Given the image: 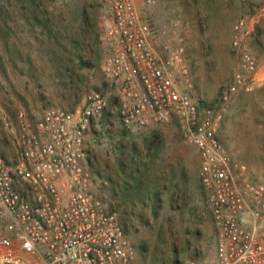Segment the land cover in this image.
I'll use <instances>...</instances> for the list:
<instances>
[{"label": "rangeland", "instance_id": "1", "mask_svg": "<svg viewBox=\"0 0 264 264\" xmlns=\"http://www.w3.org/2000/svg\"><path fill=\"white\" fill-rule=\"evenodd\" d=\"M106 13L102 0H0V151L9 158L22 115L34 120L48 107L73 110L93 91L107 95L111 109L99 27ZM146 13L162 56L183 49L184 87L204 106L218 104L237 70L233 27L248 17L246 44L261 83L233 98L219 138L239 181L264 184V0H157ZM166 129L127 137L115 127L110 141L89 142L88 160L95 176L102 171V196L115 203L134 264H180L216 247L199 153L176 123Z\"/></svg>", "mask_w": 264, "mask_h": 264}, {"label": "built area", "instance_id": "2", "mask_svg": "<svg viewBox=\"0 0 264 264\" xmlns=\"http://www.w3.org/2000/svg\"><path fill=\"white\" fill-rule=\"evenodd\" d=\"M102 1V70L114 104L110 109L108 96L93 91L73 110L48 107L37 119L21 116L13 156L0 151V264H134L136 250L115 203L102 196V171L95 176L96 164L88 160V135L104 118L118 123L110 128L130 132L176 123L199 153L216 247L208 257L180 264H264V184L239 181L219 138L233 98L260 82L246 44L248 17L233 27L237 70L218 104L204 106L184 87L183 49L162 56L153 44L146 10L157 0Z\"/></svg>", "mask_w": 264, "mask_h": 264}, {"label": "crops", "instance_id": "3", "mask_svg": "<svg viewBox=\"0 0 264 264\" xmlns=\"http://www.w3.org/2000/svg\"><path fill=\"white\" fill-rule=\"evenodd\" d=\"M261 83V81L257 84L259 85ZM256 85V86H257ZM116 124L118 125L117 122H113V120H111L110 118H104L101 119L97 122L94 123L93 128L90 132V134L88 135V139L90 142H92V139H94V141H97V143H103V142H108L110 141V132L113 131L114 128H110V125ZM171 125V124H170ZM167 127H169V125H153L152 128L147 129V130H143V131H126L125 129L121 128V130L123 131V135L125 136H131V135H140L142 133H149L152 131H164ZM168 130V129H166ZM109 133V135H108ZM127 139H123V141H127ZM101 146H104L103 144H101ZM90 147V145H89ZM98 153V152H97ZM111 168H114L113 166H111ZM123 169V168H122Z\"/></svg>", "mask_w": 264, "mask_h": 264}]
</instances>
